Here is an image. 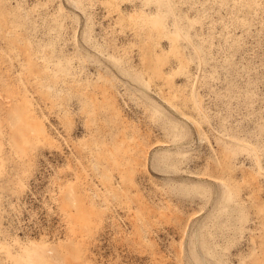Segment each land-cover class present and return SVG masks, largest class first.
<instances>
[{"label": "rangeland", "instance_id": "374dc122", "mask_svg": "<svg viewBox=\"0 0 264 264\" xmlns=\"http://www.w3.org/2000/svg\"><path fill=\"white\" fill-rule=\"evenodd\" d=\"M264 264V0H0V264Z\"/></svg>", "mask_w": 264, "mask_h": 264}, {"label": "bare ground", "instance_id": "6f19581e", "mask_svg": "<svg viewBox=\"0 0 264 264\" xmlns=\"http://www.w3.org/2000/svg\"><path fill=\"white\" fill-rule=\"evenodd\" d=\"M36 255L31 254L29 251L24 252L22 256H24V258L25 257L27 258V261L25 262V264H27V263H35V256Z\"/></svg>", "mask_w": 264, "mask_h": 264}]
</instances>
